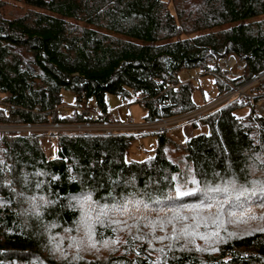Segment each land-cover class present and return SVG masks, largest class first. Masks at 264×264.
I'll use <instances>...</instances> for the list:
<instances>
[{"label": "trees", "instance_id": "1", "mask_svg": "<svg viewBox=\"0 0 264 264\" xmlns=\"http://www.w3.org/2000/svg\"><path fill=\"white\" fill-rule=\"evenodd\" d=\"M7 1L26 9L10 16L0 2V125L87 121L59 115L64 91L77 105L92 100L98 114H109L105 95H133L143 120L169 117L195 107L192 87L176 74L216 77L218 60L228 56L242 62L243 73L230 83L264 71V0ZM255 93L264 102V82ZM242 107L208 116L201 122L206 132L185 142L184 160L198 191L176 202L167 195L179 171L163 154V135H151L156 144L141 161L126 158L134 137H59L51 159L39 140L44 135L0 137V264H264V228L224 231L237 215L243 222H264L259 210L248 216L250 208L264 209V119L251 107L236 116ZM36 184L46 200L38 214L19 196L33 194ZM198 193L222 204L214 219L192 214ZM85 196L87 208L81 205ZM75 197L80 201L69 206ZM129 197L155 213L160 203L167 214L135 216L138 205L124 214ZM106 208L117 213L104 216ZM101 216L105 224L96 226ZM164 217L175 231L167 237L182 234L185 229L176 232L183 224L198 234L195 246L182 249L181 239L150 256L145 227ZM49 228L57 243L65 239L68 248H79L74 256L55 259L61 255L57 243L46 242ZM206 245L209 250H196Z\"/></svg>", "mask_w": 264, "mask_h": 264}, {"label": "rangeland", "instance_id": "2", "mask_svg": "<svg viewBox=\"0 0 264 264\" xmlns=\"http://www.w3.org/2000/svg\"><path fill=\"white\" fill-rule=\"evenodd\" d=\"M0 2L7 4V6L4 8L6 10V13L10 14V16L19 14L21 13L20 11H23L26 9L24 6L20 4L12 3L7 0H0ZM11 6L15 7V10L13 12H10ZM227 60L230 61L231 67L228 69H225L226 67H225L224 61H227ZM209 69L211 70V72L213 71L211 66L209 67ZM217 69H218V72L216 73V77L208 73L202 76L200 74L198 76H195V71H190L188 72V74H183V73L176 74V78L178 82L183 83V84H189V86L192 87V92L190 94L191 103L195 107H198L199 105L203 104L207 100L219 94L218 92L221 91V87L225 86L224 88L226 89L227 86L221 82V80L223 79L228 85H230L236 90L239 89L241 92L240 93L238 91V94H237L238 96L236 95V99L230 102L229 104H226L224 108L229 107V106H237V105L243 106L241 109L236 110L235 113H236V116L238 117H244L250 111L249 107H251L252 113L256 117L264 119V102L261 99H258L257 96L259 94L255 93V89L264 82V76L263 77L261 76L256 80H252V77L254 75L250 76L249 78H243L244 80L242 82H239V84H236V85L228 82V79L232 80L234 78L240 77L243 74L242 73V62L234 58L233 56H228L224 59H219ZM262 73H264V71ZM225 89L223 91H225ZM104 104H105L107 113H113L117 111L120 114L121 119H123L125 115H127L132 119L134 123H141V122L146 121V120H143V116L145 115V112L140 108V106L137 103H135L133 95H129L127 97H120L117 95H105ZM87 105L92 110L99 112V110L96 108L92 100H88ZM61 106L64 108L66 115L71 111L70 107L72 106L73 107L79 106L82 108L86 107V106H83L82 103L79 105L75 104V97L70 91L62 92V105ZM100 124L102 123L100 122ZM46 125L47 124L33 125V126H37L35 127L36 129L41 128L42 130L34 131L28 136L29 138H38V137H42V135L46 136L45 139L48 138L47 140L45 139H39V140L42 142V150L44 152V155L46 156V158L51 159V158H55V154H54L55 143H54V140L50 137L51 136V134L49 133L50 130L46 131L45 128H43ZM51 125H55V124H51ZM27 128L28 126L26 125L19 126V125H15L12 123L1 124L0 125V137L11 139L17 135L24 136L25 133H23L24 135L20 134L21 131L19 132L17 130L27 129ZM204 132H206L205 126L199 123L198 126L191 125V126H184L182 128H178L174 130L169 129L165 133L161 134L164 136V139L166 142L163 148V154L167 159H169L171 162L176 164V167L178 168V171H179L178 174H175L173 176L175 177L176 181L174 183L175 184L174 189L167 195L168 199L171 198L175 202L178 201L181 198V196H179L180 190L188 191L190 193L192 192L197 193L198 188H197L196 183L194 182L195 181L194 176L192 174L190 166L184 160V144L190 137L196 136L197 134H201ZM151 135H155V134L143 135V137L139 136L140 138L134 137L135 140L131 143L129 151L126 154V158L127 159L134 158L137 161H141L144 158L150 157L153 147L156 144V138ZM36 186L37 184L33 187V194L32 193H29L27 195L19 194V196L21 200L25 202V204H27L29 207L34 208L33 212H37L38 214L40 209L43 207V204H45L44 202H46V200L44 197H42L43 196L42 194L40 193L38 194V192H35L37 190ZM198 195L200 198L201 196L199 193ZM209 196H213V195L209 194ZM206 198L207 197L204 196L200 198L202 201L199 199L197 202H195L193 204L195 209L192 210L191 212L192 214L198 213L201 215L205 213L209 216H212L210 217V219H214L215 216L213 215V213L217 212V210H219V206H221L222 204L217 202L218 200L208 201L210 199H206ZM204 200L206 201L205 205H203ZM76 201H80V199L75 197L74 199L70 200L68 202L69 206H72V205L74 206ZM30 203H33V204L30 205ZM81 205L86 208L90 206L89 199H86V196L84 197V199H82ZM133 205L134 206L138 205V208L133 212L135 216L136 215L137 216H141V215L148 216L149 215L150 217H152L153 215H156L158 217H162L167 214L166 213L167 211L161 206L160 203L157 206H159L161 209H159L155 213L154 209L151 208L152 206L148 208L147 205L138 203V200H135L131 197L127 198L123 202V206L125 207L124 214L128 215L130 211L128 209L129 207L132 208ZM112 209L113 208H106L105 210H103L102 215L104 216H106V214L114 215V213H117V211L115 210L113 211ZM25 210L26 211L24 212L26 213L30 211L28 209H25ZM258 210L260 212L259 217L264 219V209H260V208L259 209L250 208V214L248 216H253L255 213L257 214ZM239 216L240 215H237L236 219L234 218V225L230 226V229L225 226L224 231L227 232L226 234L238 233L239 235L242 233H246L248 230H255V229L259 230V229L264 228L263 221L253 223L251 222V219L248 218L245 222H243V220H241L240 219L241 217L239 218ZM164 218L166 219L164 220L162 218H159L158 221L153 222L151 225L145 227L146 237L148 238L147 243H148L149 255L156 257V258L161 253V249H164L169 245H175L176 243L175 240L172 239L173 240L172 241L170 237H167V236H171V234L175 231L172 230L168 226L169 224L168 218L167 217H164ZM178 219L181 220L182 218H178ZM99 221L100 222L95 223L96 226H99V225L103 226L105 224V217L101 216ZM211 222H213V220H211ZM79 227L81 226L79 225ZM177 228H178V231L176 233L181 232L183 229H186L188 227L184 226L183 224L182 225L178 224ZM50 229L51 228H49V230L44 229V232H46L48 235L46 237V242L48 245L51 243H54V244L57 243L56 239L58 237L54 235V233L50 235L51 234ZM53 230H54L53 232H55V227H53ZM216 233L218 232L216 231ZM158 237H165V239L161 241L157 239ZM156 243H158V245ZM68 244L69 243L66 242L65 239L63 241H60V243H57L56 249H58V254L61 255V257L57 255L55 259L59 263L65 260L64 258L66 257L71 258L72 256H74L75 255L74 252L76 251V249H79V248H76V249L68 248L67 247ZM109 244L112 245L113 243L110 242ZM109 244H107L104 247H107L108 249V247L110 246ZM198 247L200 248V246ZM200 249L209 250V246L206 245ZM68 263H69V260H68Z\"/></svg>", "mask_w": 264, "mask_h": 264}, {"label": "built area", "instance_id": "3", "mask_svg": "<svg viewBox=\"0 0 264 264\" xmlns=\"http://www.w3.org/2000/svg\"><path fill=\"white\" fill-rule=\"evenodd\" d=\"M225 69L231 67L229 60L224 61ZM218 67V65H217ZM200 71V69H199ZM260 74L254 75L252 80L258 79ZM198 76V75H196ZM227 87L225 91L217 94L213 98L207 100L198 107L193 109L176 114L169 117H158L151 120H146L141 123H134L132 119L125 115L121 119L120 114L116 111L109 114H98L92 110L89 106L85 108L75 106L70 107L69 115L73 114L83 115L88 118L87 121L81 123H66V124H55V125H46V131L50 130L51 138L53 140L59 137H76V136H102V137H139L143 135L155 134L161 135L169 129H178L184 126H198L204 119L208 116L218 112L223 109L226 104H229L236 99L239 89H234L228 85L223 79L221 80ZM241 93V92H240ZM238 96V95H237ZM136 101H139V97H135ZM65 112L61 111L59 115L61 117L65 116ZM68 115V116H69ZM100 122L102 124H100ZM101 125V126H100ZM28 126L27 129H21L20 134L25 133V136L30 135L34 131L42 130L41 128H35L37 126ZM42 127V126H40ZM52 127V129H51ZM30 128V129H29ZM27 131V132H26ZM24 135V134H23Z\"/></svg>", "mask_w": 264, "mask_h": 264}, {"label": "snow or ice", "instance_id": "4", "mask_svg": "<svg viewBox=\"0 0 264 264\" xmlns=\"http://www.w3.org/2000/svg\"><path fill=\"white\" fill-rule=\"evenodd\" d=\"M173 179H175V177H173ZM194 194H196V193L195 192L190 193L188 191H182V190L179 191V196H181V197L194 195ZM201 195L206 196L207 194L206 193H201ZM196 235H198V234L195 233V232H191V231H188L187 229H185V231L182 234H179V235H176L174 237H171V239L175 240L176 242H180L181 239H183L184 243L181 244L180 247L182 249H187L189 245H194L195 246V237H196ZM200 238L201 239H206V237H204V236H200ZM157 239L162 241L163 239H165V237H158ZM168 247L171 250L172 245H169ZM196 250L197 251H202L203 249H200L198 246H196ZM161 251H163V249H161ZM171 258L173 260L178 259V257H176V256H173ZM153 264H155V262H153ZM164 264H167V260L164 261Z\"/></svg>", "mask_w": 264, "mask_h": 264}, {"label": "bare ground", "instance_id": "5", "mask_svg": "<svg viewBox=\"0 0 264 264\" xmlns=\"http://www.w3.org/2000/svg\"><path fill=\"white\" fill-rule=\"evenodd\" d=\"M260 76H262V77H263V76H264V73H262ZM61 110L65 112V110H64V108H63V107L61 108Z\"/></svg>", "mask_w": 264, "mask_h": 264}, {"label": "crops", "instance_id": "6", "mask_svg": "<svg viewBox=\"0 0 264 264\" xmlns=\"http://www.w3.org/2000/svg\"><path fill=\"white\" fill-rule=\"evenodd\" d=\"M198 135V134H197Z\"/></svg>", "mask_w": 264, "mask_h": 264}]
</instances>
